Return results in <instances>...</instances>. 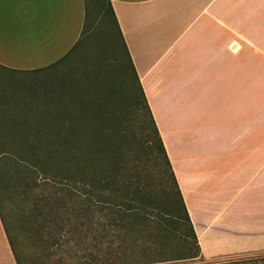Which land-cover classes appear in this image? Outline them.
<instances>
[{"label": "trees", "instance_id": "trees-1", "mask_svg": "<svg viewBox=\"0 0 264 264\" xmlns=\"http://www.w3.org/2000/svg\"><path fill=\"white\" fill-rule=\"evenodd\" d=\"M31 71L43 74L25 97L0 82V220L16 264H132L134 236L155 242L138 253L148 262L200 258L110 1L84 0L76 43ZM64 237L87 252L54 254Z\"/></svg>", "mask_w": 264, "mask_h": 264}, {"label": "crops", "instance_id": "crops-1", "mask_svg": "<svg viewBox=\"0 0 264 264\" xmlns=\"http://www.w3.org/2000/svg\"><path fill=\"white\" fill-rule=\"evenodd\" d=\"M109 1L201 258L264 252V0ZM83 20L84 0H0V67L51 64Z\"/></svg>", "mask_w": 264, "mask_h": 264}, {"label": "rangeland", "instance_id": "rangeland-1", "mask_svg": "<svg viewBox=\"0 0 264 264\" xmlns=\"http://www.w3.org/2000/svg\"><path fill=\"white\" fill-rule=\"evenodd\" d=\"M94 49L91 50V52L94 54ZM81 58L74 57V60H72V64L77 65V69L79 71L86 68L84 62L87 58ZM106 61V60H105ZM108 61H113L112 57L109 58ZM258 72L255 69H252V74H257ZM42 71H31V70H7L2 67H0V82L1 90L7 94H13L14 96H17L22 94L21 97H25L23 95L24 93L30 94L33 91H36L35 89L38 88L39 81H41L42 78ZM46 79H49L50 81L54 79L53 76L49 75L46 76ZM0 91V94L2 93ZM133 114V113H132ZM133 116V115H131ZM155 215V214H154ZM111 232V231H110ZM64 239L59 240L58 247L53 251L56 255H65V256H72V255H80L84 252H87L86 249H77L71 247V244H64ZM126 244L129 249L133 250L132 252L134 255H132L131 260L133 261L132 264H264V252H254V253H244V254H237L230 257H222L212 260H204L201 257L200 258H194V259H187V260H176V261H167V262H148L150 261L149 258H146L145 256L138 254L139 251H143L141 248L144 246H147L150 244V246H154V241H152L150 238L147 239L145 236L132 238V242H127ZM96 246V250L102 248L105 252V247L102 244H93ZM149 246V247H150ZM158 246V245H157ZM99 264V262L94 263Z\"/></svg>", "mask_w": 264, "mask_h": 264}]
</instances>
